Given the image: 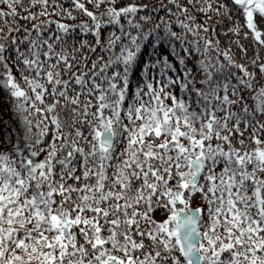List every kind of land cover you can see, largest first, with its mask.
<instances>
[{
    "label": "snow or ice",
    "instance_id": "6c2138e0",
    "mask_svg": "<svg viewBox=\"0 0 264 264\" xmlns=\"http://www.w3.org/2000/svg\"><path fill=\"white\" fill-rule=\"evenodd\" d=\"M0 113V264H264V0H0Z\"/></svg>",
    "mask_w": 264,
    "mask_h": 264
},
{
    "label": "trees",
    "instance_id": "16d2710c",
    "mask_svg": "<svg viewBox=\"0 0 264 264\" xmlns=\"http://www.w3.org/2000/svg\"><path fill=\"white\" fill-rule=\"evenodd\" d=\"M69 23H72L73 21H68ZM0 114H3V113H0ZM5 118H6V116H5ZM0 127H2V126H0ZM3 135V132L2 131H0V136H2Z\"/></svg>",
    "mask_w": 264,
    "mask_h": 264
}]
</instances>
